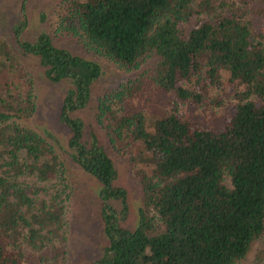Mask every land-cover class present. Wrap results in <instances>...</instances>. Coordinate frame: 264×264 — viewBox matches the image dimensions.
<instances>
[{
  "label": "trees",
  "instance_id": "obj_1",
  "mask_svg": "<svg viewBox=\"0 0 264 264\" xmlns=\"http://www.w3.org/2000/svg\"><path fill=\"white\" fill-rule=\"evenodd\" d=\"M51 15L55 33L121 69L141 68L97 98L94 113L112 149L139 144L152 158L139 186L153 214L138 208L137 226L127 229L112 160L94 141L85 147L81 122L67 116L84 105L99 65L53 46L45 32L20 40L23 22L12 29L19 52L37 56L47 80L70 81L59 115L70 156L101 184L106 244L90 264H236L264 234V0H59ZM14 59L0 39V65L13 78L0 98V264H64L70 188L52 145L18 122L35 104ZM229 98L221 125L183 115L212 112ZM26 176L60 186L48 200L33 197L19 180ZM116 199L120 211L108 203Z\"/></svg>",
  "mask_w": 264,
  "mask_h": 264
},
{
  "label": "rangeland",
  "instance_id": "obj_2",
  "mask_svg": "<svg viewBox=\"0 0 264 264\" xmlns=\"http://www.w3.org/2000/svg\"><path fill=\"white\" fill-rule=\"evenodd\" d=\"M59 0H0V39L5 41L15 55L14 64H19L24 70L25 77L32 83L34 94V111L29 117L18 119V122L34 130L49 142L65 169V177L70 188L69 200L63 201L64 216L67 215V254L64 264H90L102 256L106 239L101 231L100 200L98 191L101 184L90 173L84 171L71 158V150L68 148V139L71 132L65 123L59 119L62 100L65 91L70 87L68 79H60L52 82L43 75V68L37 56L22 54L19 52L12 29L17 28L23 22L19 39L34 41L36 37L45 32L53 46L66 49L74 55L90 59L99 65V76L89 85L87 99L81 107L67 112L69 118H76L81 122V141L85 147L91 142H96L112 160L115 168V179L112 185L124 190L123 205L126 208L121 220L123 227L133 229L138 222V208L151 216V208L143 202L140 193V180L151 174L152 158L150 153L139 144H131L126 148L122 146L112 149L103 130L95 123L94 113L97 98L115 89L126 79L133 77L141 68L126 71L119 68L113 61L99 56L87 49L76 37L65 32H54L49 19L52 10ZM218 0H211L217 3ZM237 1V0H236ZM237 3V2H236ZM7 64V63H6ZM145 66H142L144 68ZM222 80L227 78L225 72H221ZM12 74L7 67L0 65V98H4L3 83L10 81ZM214 89H209L213 94ZM165 102V101H164ZM234 100H225V105L211 110H194L200 114L189 112L182 108L185 118L195 120L193 115H199L197 119L203 125H221L230 115V104ZM28 184L27 193L44 200L59 188L58 179L48 182H37L31 176L21 177ZM62 198V196H61ZM120 199L109 200L108 203L117 211L122 208ZM157 230V229H156ZM156 230L148 231L153 234ZM262 238L253 240L243 258L236 264H264V244Z\"/></svg>",
  "mask_w": 264,
  "mask_h": 264
}]
</instances>
